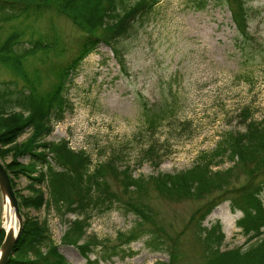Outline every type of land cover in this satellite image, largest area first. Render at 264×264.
Returning a JSON list of instances; mask_svg holds the SVG:
<instances>
[{"label":"rangeland","instance_id":"374dc122","mask_svg":"<svg viewBox=\"0 0 264 264\" xmlns=\"http://www.w3.org/2000/svg\"><path fill=\"white\" fill-rule=\"evenodd\" d=\"M246 1L250 9L249 28L257 44L255 57L248 58L237 45L238 30L227 4L217 5L211 0L204 10H197L190 0H161L122 40L125 68L119 64L111 47L104 43L83 59L65 91L71 108L63 120L52 124L53 130L45 139L55 142L65 139L73 149H84L91 155L92 166L119 154L123 165H130L135 176L149 177L187 169L201 152L215 148L225 133L244 130L242 110L247 109L254 119H264V0ZM32 11V18L0 23V42L14 29L26 31L25 39H42L45 43L57 39L53 50H40L22 60L29 76L34 77L36 70H40L41 87L49 90L58 80L49 66L57 63L58 70L66 61L56 55L62 40L70 56L76 54L77 41L82 34L77 24L52 1L36 3ZM10 80L23 85V77L1 57L0 82ZM172 96L178 101L177 121L187 122L186 129L179 131L174 127L178 123L168 122L155 135L145 132L142 103L148 100L153 105ZM15 110L9 108L8 112ZM31 133L29 128L17 143L28 141ZM150 143L160 148L162 160L159 163L141 159ZM20 160L29 162L28 158ZM11 161V155L4 160L5 163ZM231 164L225 162L219 168ZM246 168L239 165L235 186L246 181ZM250 172L248 166V175ZM14 181L21 196L35 195L27 176L16 177ZM109 181L112 190L124 199L138 200L154 209L156 217L151 223L144 221L146 227L158 223L171 236H179L181 258L177 264H203L208 253L199 239L198 226L191 218L209 197L170 201L159 197L152 186L149 193L132 188L125 194L115 176H109ZM43 188L45 196L49 197L48 189ZM262 198L264 202V192ZM3 210L0 196V223ZM22 211L24 216L48 223L61 253L72 264L170 263L168 253L152 251L145 244L146 236L123 246L131 254L109 257L113 246L119 244V233L129 232L139 222L136 214L127 213L120 205L96 214L87 235L80 240V243L89 242V238L96 236L103 242L90 254L91 262L77 246L64 240L74 215L59 213L53 202L40 209L26 206ZM241 216L242 212L233 211L226 200L211 211L203 225L210 228L220 221V231L224 234L222 250L245 249L256 239L247 240L248 236L238 227L237 220Z\"/></svg>","mask_w":264,"mask_h":264},{"label":"trees","instance_id":"16d2710c","mask_svg":"<svg viewBox=\"0 0 264 264\" xmlns=\"http://www.w3.org/2000/svg\"><path fill=\"white\" fill-rule=\"evenodd\" d=\"M51 1L77 24L82 35L77 41L76 54L74 52L70 56L62 40L56 55L61 59L66 58V61L60 64L58 70L57 63L52 62L49 66L58 77L49 90L41 87L43 76L40 70H36L34 77L29 76L22 60L40 50H53L57 39L49 43L42 39H25L26 31L14 29L0 42V58L23 77V85L20 86L16 80L0 82V158L12 177L15 189L17 184L14 179L25 175L35 192L34 196L28 198L21 196L16 189L21 209L26 206L40 209L53 202L59 213L74 215L64 240L77 246L83 256L89 259L90 254L103 242L96 236L89 238V242L80 243V240L87 235L96 214H103L115 205H120L127 213L136 214L139 222L129 232L119 233V244L113 246L109 257L131 254L123 246L146 236L145 244L152 251L168 253L169 264H177L181 258L179 236H171L158 223L146 227L144 221L151 223L150 220L156 217L154 209L138 200L124 199L112 190L109 176H115L121 182L125 194L132 188L149 193L152 186L159 197L170 201L203 200L209 197L191 218L198 226L199 239L208 253L203 264H264V119H254L247 109L240 112L244 130L225 133L215 148L201 152L191 167L149 177L135 176L130 165H123V158L119 154L92 166L91 155L84 149H73L65 139L58 142L45 139L53 130L52 124L63 120L66 111L71 108L65 91L83 59L104 43L111 47L121 67L125 68L122 40L131 34L134 24L149 15L161 0H0V23L32 18L34 4ZM190 1L197 10H204L211 0ZM214 1L217 5H228L238 30L237 45L245 56L255 57L258 51L249 28L250 9L247 1ZM177 102L175 96L164 97L153 105L145 100L141 108L145 132L155 135L166 123H178ZM13 107L17 110L8 112ZM186 125L187 122H182L174 127L181 131L186 129ZM29 128L32 133L28 141L17 143ZM9 155L12 161L5 163ZM20 158H28L29 162L24 163ZM141 159L159 163L162 160L160 148L150 143ZM225 162L232 164L227 168H219ZM240 164L247 167L248 177L243 184L235 186L239 179L237 170ZM247 165L251 170L249 175ZM43 186L48 189L49 197L45 196ZM226 200H229L233 211L242 212L237 225L248 236L247 240L256 239L254 244L245 249L237 247L222 250L220 245L224 234L220 231V221L210 228L203 225L211 211ZM4 235L2 231L0 245ZM88 261L91 262L90 259ZM8 264L72 263L61 253L48 223L26 216L23 232Z\"/></svg>","mask_w":264,"mask_h":264},{"label":"water","instance_id":"95a60500","mask_svg":"<svg viewBox=\"0 0 264 264\" xmlns=\"http://www.w3.org/2000/svg\"><path fill=\"white\" fill-rule=\"evenodd\" d=\"M0 196L3 202V215L0 223V233L5 235L0 245V264H8L14 255L15 246L23 232L25 216L20 206L12 177L0 158ZM10 210L11 219L7 223L6 212Z\"/></svg>","mask_w":264,"mask_h":264},{"label":"bare ground","instance_id":"6f19581e","mask_svg":"<svg viewBox=\"0 0 264 264\" xmlns=\"http://www.w3.org/2000/svg\"><path fill=\"white\" fill-rule=\"evenodd\" d=\"M6 219H7V223L10 221L11 219V215H10V210L7 208V212H6Z\"/></svg>","mask_w":264,"mask_h":264}]
</instances>
